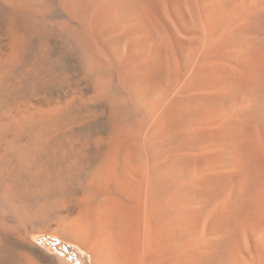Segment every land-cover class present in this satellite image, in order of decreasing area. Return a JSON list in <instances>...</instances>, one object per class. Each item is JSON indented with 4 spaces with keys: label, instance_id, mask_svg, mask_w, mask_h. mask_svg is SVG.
Wrapping results in <instances>:
<instances>
[{
    "label": "bare ground",
    "instance_id": "1",
    "mask_svg": "<svg viewBox=\"0 0 264 264\" xmlns=\"http://www.w3.org/2000/svg\"><path fill=\"white\" fill-rule=\"evenodd\" d=\"M44 235L264 264V0H0V264Z\"/></svg>",
    "mask_w": 264,
    "mask_h": 264
},
{
    "label": "rangeland",
    "instance_id": "2",
    "mask_svg": "<svg viewBox=\"0 0 264 264\" xmlns=\"http://www.w3.org/2000/svg\"><path fill=\"white\" fill-rule=\"evenodd\" d=\"M35 241L40 248L51 255L65 258L62 255L64 254L72 264H91L90 257L87 253L57 237L44 235L38 237ZM63 245L68 246L69 250L64 249Z\"/></svg>",
    "mask_w": 264,
    "mask_h": 264
},
{
    "label": "trees",
    "instance_id": "3",
    "mask_svg": "<svg viewBox=\"0 0 264 264\" xmlns=\"http://www.w3.org/2000/svg\"><path fill=\"white\" fill-rule=\"evenodd\" d=\"M63 247H64V249H68L69 250V248H68V246H66V245H63ZM63 256H65L64 254H62ZM65 258L68 260V258L65 256ZM77 259H79L78 257H77ZM69 261V260H68Z\"/></svg>",
    "mask_w": 264,
    "mask_h": 264
}]
</instances>
